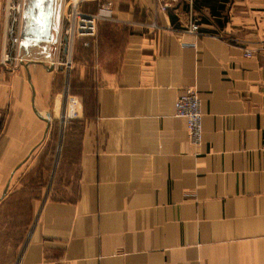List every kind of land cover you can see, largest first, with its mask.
<instances>
[{
	"label": "crops",
	"instance_id": "obj_1",
	"mask_svg": "<svg viewBox=\"0 0 264 264\" xmlns=\"http://www.w3.org/2000/svg\"><path fill=\"white\" fill-rule=\"evenodd\" d=\"M10 1L0 0V200L63 125L52 197L32 200L16 264H264V0H170L167 11L156 0H84L88 12L111 3L112 20L88 46L74 42L97 54L85 86L75 59L80 104L69 99L68 113L57 0L47 21L39 0L26 2L15 68L1 62ZM192 86L200 148L175 111Z\"/></svg>",
	"mask_w": 264,
	"mask_h": 264
},
{
	"label": "rangeland",
	"instance_id": "obj_2",
	"mask_svg": "<svg viewBox=\"0 0 264 264\" xmlns=\"http://www.w3.org/2000/svg\"><path fill=\"white\" fill-rule=\"evenodd\" d=\"M36 1L37 0H27V2L34 3H36ZM39 2L40 7L42 5L45 6L42 10L44 11V20L47 21L51 0H39ZM52 16L54 17V14H52ZM103 21L105 20H100L98 24H108ZM26 23L28 24V22ZM46 45L47 44H43L42 42H38V44L36 42L35 46H38L41 52ZM93 50L85 49L83 46L77 44L68 54L71 55V61H67L69 64L61 65L66 79V87L63 89V92L65 95L64 105L67 109V113L69 109V97H75L74 95H76L71 92L73 83L72 81H69L71 80L70 75L73 70L72 66L79 63L77 62L78 60L76 61L75 59H78V54L80 56L82 54V64L85 65L87 75L83 80V83H81L82 81H79L76 84L77 86H85L89 83L90 74L94 71L96 65L95 57L97 54V48L95 49L94 46ZM85 55H88V57H85ZM65 61L66 60L63 59L62 62ZM75 98L80 104L79 98ZM57 129L53 131L54 136L49 140H46L44 145L41 146L40 151L37 152L38 155L34 157V160H31L29 156L25 163H23L24 165H21L17 169L9 182L5 196L0 200V264H16L18 251L32 224V200H42L43 198L52 197L49 189L52 186L51 178L58 166V154L62 147L61 137L63 125L60 130ZM49 150L50 153H48ZM48 154H50L49 157H47ZM3 187L4 183L0 184V196Z\"/></svg>",
	"mask_w": 264,
	"mask_h": 264
},
{
	"label": "built area",
	"instance_id": "obj_3",
	"mask_svg": "<svg viewBox=\"0 0 264 264\" xmlns=\"http://www.w3.org/2000/svg\"><path fill=\"white\" fill-rule=\"evenodd\" d=\"M83 1L61 0L56 49L57 52L64 53V60L72 51L76 39H84L83 44L88 46L90 40L95 41L98 22L100 20H112V10L109 7L111 3L101 4L96 12H88L81 7ZM26 2L27 0H15L8 2L6 6L9 19L7 27L9 40L1 62L8 64L11 68L17 67L23 59L21 41ZM156 3L162 11H167L171 6L170 0H156ZM186 31L197 33L199 25L192 22ZM246 53L248 56L252 55L250 50H247ZM62 63L69 64L67 61ZM175 111L176 116L184 118L186 121L188 147L200 148L203 144V110L199 89L194 86L185 88L175 101ZM77 113L78 111L69 117H76Z\"/></svg>",
	"mask_w": 264,
	"mask_h": 264
},
{
	"label": "water",
	"instance_id": "obj_4",
	"mask_svg": "<svg viewBox=\"0 0 264 264\" xmlns=\"http://www.w3.org/2000/svg\"><path fill=\"white\" fill-rule=\"evenodd\" d=\"M57 7H58V10L55 11V15H54V18H53V27H54V38H53V46L54 48L56 47V41H57V33H58V24H59V6H60V3H61V0H57ZM45 121L47 122V124L49 123V119H50V114L47 112L45 113ZM27 159V158H26ZM6 191H7V188L4 189L3 191V195L6 194Z\"/></svg>",
	"mask_w": 264,
	"mask_h": 264
},
{
	"label": "bare ground",
	"instance_id": "obj_5",
	"mask_svg": "<svg viewBox=\"0 0 264 264\" xmlns=\"http://www.w3.org/2000/svg\"><path fill=\"white\" fill-rule=\"evenodd\" d=\"M78 101H76V99L72 96L70 98V104L72 105V107H74L75 105H77Z\"/></svg>",
	"mask_w": 264,
	"mask_h": 264
}]
</instances>
